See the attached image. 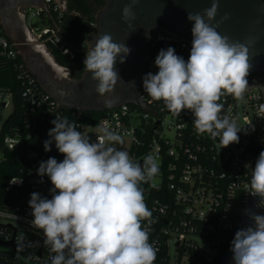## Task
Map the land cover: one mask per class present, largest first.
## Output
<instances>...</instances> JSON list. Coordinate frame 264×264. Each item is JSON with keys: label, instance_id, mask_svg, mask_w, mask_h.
Segmentation results:
<instances>
[{"label": "built area", "instance_id": "obj_1", "mask_svg": "<svg viewBox=\"0 0 264 264\" xmlns=\"http://www.w3.org/2000/svg\"><path fill=\"white\" fill-rule=\"evenodd\" d=\"M66 10V0H43L33 8L22 10L31 37L26 44H39L46 49L48 43L56 45L62 52L74 55L72 46L58 33L57 17ZM97 16V15H96ZM95 23L92 24L94 28ZM191 42L185 39L153 33L150 40V55L143 76L155 74V58L161 49L173 47L185 61L189 58ZM21 43L0 33V54L15 59ZM82 46H87L86 41ZM17 79L23 84L25 99L22 124L9 127L6 123L15 111L13 94L9 87H0V156L3 150L16 151L27 161L17 174L9 178V184L21 189L20 202L13 206L0 207V264H51L55 255L44 246L42 230L34 227L32 209L29 207L31 193L38 192L51 199L53 187L47 176L37 174L40 162L49 157L63 160L55 143L51 151L44 150V141L56 117L67 118L77 123L82 131L89 125L100 126L105 121L122 135L131 136L128 153L142 164L144 157L152 154L159 165V173L152 181L141 183L144 201L151 211V223L142 222L149 229V243L156 249L154 264H221L223 256L231 253L223 264H233L231 241L237 230L248 225L245 210L264 214V208H256L258 197L250 193L249 182L252 168L258 157L250 153V145L264 149V118L257 116L264 104V79L244 93L241 110L238 100L231 95L221 97L225 112L234 119L241 131L239 142L221 149L220 139L209 134H198L193 124V114L184 110L179 117L170 113L163 101L152 100L139 86L140 103H122L101 112L99 118L90 121L87 110L61 106L23 60L14 64ZM63 70L69 67L61 66ZM142 76V78H143ZM12 101L13 110L8 116L4 112ZM223 114V112L221 113ZM95 141L97 132L88 135ZM29 141V145L26 142ZM41 179L43 182L41 183ZM21 181L11 183V181ZM154 185V186H153ZM240 191V207L231 218ZM17 223V226L13 225ZM195 235L205 237L209 247L204 249ZM174 240V254L170 253V241ZM12 244H1L9 242ZM223 253V255H221Z\"/></svg>", "mask_w": 264, "mask_h": 264}, {"label": "clouds", "instance_id": "obj_2", "mask_svg": "<svg viewBox=\"0 0 264 264\" xmlns=\"http://www.w3.org/2000/svg\"><path fill=\"white\" fill-rule=\"evenodd\" d=\"M218 10L219 0H211L202 13L188 12L193 39L187 61L171 46L161 49L154 61L158 72H149L142 80L152 100L163 101L177 117L184 110L191 111L197 133L219 137L222 149L239 142L241 129L224 114L221 97L244 98L250 61L259 50L253 51L251 42L232 41L222 35L217 30L219 24L213 23ZM122 18L126 22L135 18L131 5L122 9ZM228 18L226 13L223 19ZM89 44L84 69L96 82V93L103 96L121 80L114 67L117 57L120 63L126 62L131 49L126 43L114 42L107 32L96 35L95 42ZM257 116L264 118V104ZM51 123L54 127L44 141V150L51 151L54 142L64 158L58 162L49 157L37 169L41 178L47 176L51 181V199L33 192L28 201L33 216L30 223L42 230L44 246L55 253L51 264H154L156 249L142 223L150 224L152 213L140 185L158 175L156 158L149 154L142 164L134 161L117 147L123 138L107 121L98 126L95 141L67 118L56 117ZM249 188L248 193L258 197L255 207L264 208V151L252 168ZM245 211L249 223L237 230L231 241L232 262L264 264V214Z\"/></svg>", "mask_w": 264, "mask_h": 264}, {"label": "water", "instance_id": "obj_3", "mask_svg": "<svg viewBox=\"0 0 264 264\" xmlns=\"http://www.w3.org/2000/svg\"><path fill=\"white\" fill-rule=\"evenodd\" d=\"M31 1L33 0H25L27 3ZM126 4L131 5L132 12L135 16L134 19L127 22L122 18V9ZM210 6L211 0H136L134 4L132 0H108L101 23L107 33L112 35L113 41L117 43H125V40L128 39L130 35L139 33L141 28H143L146 33H149L148 24L150 22L165 23L167 25L166 34L168 36L185 39L192 43L193 37L191 28L193 22L187 19L188 12L202 13L203 9ZM226 13L229 14V18L225 20L223 17ZM96 17L99 21L100 14L98 13ZM213 23H218L219 27L217 30L222 35L228 36L230 40L240 41L241 43L251 42L253 50L264 51V0H219L218 14ZM148 45L147 59L150 55V38L148 39ZM118 62L119 57H117L115 68ZM28 67L43 85L33 69L29 65ZM87 75L91 76V73L85 70L76 83V88L84 82ZM256 85L257 82L248 83L249 88ZM46 91L54 97L61 106L79 108L87 111H103L126 102L132 104L140 103L137 96L125 101L107 99L101 106H95L90 105L89 102L81 98V94L79 95V93L76 92L77 95L74 96L75 98L66 100V103L62 104L60 98L52 95L47 89ZM92 95L93 94H90L89 96ZM106 103H111V107H106ZM140 104L142 105V103ZM247 150L256 157L259 156L261 151H264L261 147L254 145H250ZM239 207L240 191L236 194V202L231 218L235 217ZM1 244L8 245L12 244V242H1ZM230 254L231 253L223 256L221 264L227 260Z\"/></svg>", "mask_w": 264, "mask_h": 264}, {"label": "trees", "instance_id": "obj_4", "mask_svg": "<svg viewBox=\"0 0 264 264\" xmlns=\"http://www.w3.org/2000/svg\"><path fill=\"white\" fill-rule=\"evenodd\" d=\"M106 0H66V10L62 12L61 17H57L60 25L59 34L72 46L74 55L64 54L56 45L49 42L48 48L56 62L71 69V75L81 77L84 69V59L86 46L82 43L86 40L89 33L92 32V24L96 21V15L105 5ZM0 33L3 32L0 22ZM22 62L23 58L18 55L15 59H9L0 54V87H9L13 94L15 111L7 121L9 127L22 124V110L24 106L23 84L17 79L14 64ZM90 121L99 118L101 112L86 111ZM29 145V141L26 142ZM3 156H0V207L7 205L13 206L20 202L22 191L9 184V178L17 174L19 168L27 165L28 161L16 151L3 150ZM222 252L221 255H223Z\"/></svg>", "mask_w": 264, "mask_h": 264}, {"label": "flooded vegetation", "instance_id": "obj_5", "mask_svg": "<svg viewBox=\"0 0 264 264\" xmlns=\"http://www.w3.org/2000/svg\"><path fill=\"white\" fill-rule=\"evenodd\" d=\"M107 2L108 0H106L103 8L98 11L100 19L98 21V18L96 17L94 28L87 38L88 51L91 50L89 43L95 42V36L107 32L102 27L101 23L103 14L106 11L105 6ZM148 30L149 33H146L145 30L141 28L139 33L130 35L129 38L125 40L126 45L129 46L131 51L126 58V62H118V69L117 67L115 68L118 71L121 80L117 81L112 90L106 92L103 96L99 95L95 91L96 82L91 79V76L87 75L84 82L75 88V91L79 93V95L81 94V98L89 102L90 105L101 106L107 99L125 101L138 96L139 86L148 55L149 36L151 40L153 33L167 35V25L162 22H150L148 24ZM250 63L252 67L250 68L249 75L246 77L248 83L256 82L259 77L264 79V51L259 50V54L252 57ZM90 94L93 95L89 96Z\"/></svg>", "mask_w": 264, "mask_h": 264}, {"label": "crops", "instance_id": "obj_6", "mask_svg": "<svg viewBox=\"0 0 264 264\" xmlns=\"http://www.w3.org/2000/svg\"><path fill=\"white\" fill-rule=\"evenodd\" d=\"M42 3L43 0H33L30 3L25 0H0V22L4 34L11 40L21 43L20 52L23 60L33 69L44 88L65 104L66 100L73 99L77 95L75 88L80 77L71 75V72L65 73L49 49L39 44L24 43L30 39L31 34L22 10ZM85 41L88 43L87 38Z\"/></svg>", "mask_w": 264, "mask_h": 264}, {"label": "rangeland", "instance_id": "obj_7", "mask_svg": "<svg viewBox=\"0 0 264 264\" xmlns=\"http://www.w3.org/2000/svg\"><path fill=\"white\" fill-rule=\"evenodd\" d=\"M66 72L67 70L65 71V73ZM237 104H238L239 110H241L242 109L241 101L239 100ZM12 110H13V106H12V101L10 99V102L4 112L5 116H8L10 113H12ZM97 128L98 127L95 125H89V126H86V128L82 130L81 132H83L85 135L94 134V132H97ZM120 135L123 138V144L117 145V147L128 152L130 141H131V136L122 135V134ZM13 225L17 226V223H13ZM193 238H195L198 241V243L200 244L202 248L207 249L209 247V241L205 237L200 236V235H195ZM170 253L171 255L174 254V240L173 239L170 241Z\"/></svg>", "mask_w": 264, "mask_h": 264}]
</instances>
